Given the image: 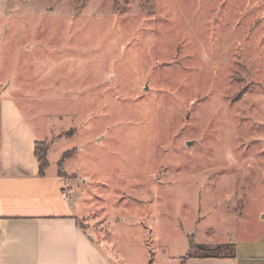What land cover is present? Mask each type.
Here are the masks:
<instances>
[{
  "label": "rangeland",
  "instance_id": "obj_1",
  "mask_svg": "<svg viewBox=\"0 0 264 264\" xmlns=\"http://www.w3.org/2000/svg\"><path fill=\"white\" fill-rule=\"evenodd\" d=\"M0 70L121 264L264 225V0H0Z\"/></svg>",
  "mask_w": 264,
  "mask_h": 264
},
{
  "label": "crops",
  "instance_id": "obj_2",
  "mask_svg": "<svg viewBox=\"0 0 264 264\" xmlns=\"http://www.w3.org/2000/svg\"><path fill=\"white\" fill-rule=\"evenodd\" d=\"M26 101L0 70V264H121L82 225L86 213L69 175L60 173V159H48L41 173L35 150L46 135ZM256 229L231 240L228 253L182 258L181 264H264V225Z\"/></svg>",
  "mask_w": 264,
  "mask_h": 264
},
{
  "label": "trees",
  "instance_id": "obj_3",
  "mask_svg": "<svg viewBox=\"0 0 264 264\" xmlns=\"http://www.w3.org/2000/svg\"><path fill=\"white\" fill-rule=\"evenodd\" d=\"M49 143H47L45 140L37 142L36 144V156L39 159L40 162V171L41 173H44L45 168L48 166V158H47V154H48V150L50 148V145H48ZM69 157L68 152H65L62 157L59 160V168H60V172H62L63 168H64V164L66 159ZM223 246L222 245H218L216 246L215 249H221ZM200 248L203 250H208L207 246H200ZM216 254L210 252V253H202V254H191L190 252L185 256L186 258L192 257V256H199V257H208V256H214ZM184 257V258H185Z\"/></svg>",
  "mask_w": 264,
  "mask_h": 264
},
{
  "label": "water",
  "instance_id": "obj_4",
  "mask_svg": "<svg viewBox=\"0 0 264 264\" xmlns=\"http://www.w3.org/2000/svg\"><path fill=\"white\" fill-rule=\"evenodd\" d=\"M188 144H190V142H188Z\"/></svg>",
  "mask_w": 264,
  "mask_h": 264
}]
</instances>
